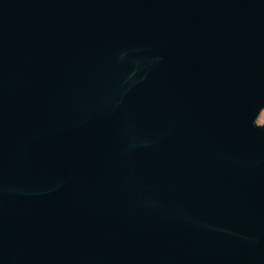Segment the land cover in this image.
<instances>
[{
	"label": "water",
	"instance_id": "water-1",
	"mask_svg": "<svg viewBox=\"0 0 264 264\" xmlns=\"http://www.w3.org/2000/svg\"><path fill=\"white\" fill-rule=\"evenodd\" d=\"M264 0H0V264H264Z\"/></svg>",
	"mask_w": 264,
	"mask_h": 264
},
{
	"label": "rangeland",
	"instance_id": "rangeland-1",
	"mask_svg": "<svg viewBox=\"0 0 264 264\" xmlns=\"http://www.w3.org/2000/svg\"><path fill=\"white\" fill-rule=\"evenodd\" d=\"M257 121H258L259 123H264V108H263L262 111L260 112Z\"/></svg>",
	"mask_w": 264,
	"mask_h": 264
}]
</instances>
